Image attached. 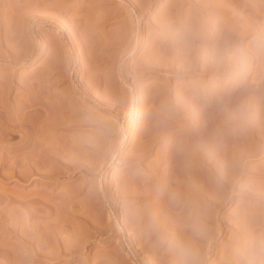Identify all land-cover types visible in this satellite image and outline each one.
<instances>
[{
	"label": "rangeland",
	"instance_id": "obj_1",
	"mask_svg": "<svg viewBox=\"0 0 264 264\" xmlns=\"http://www.w3.org/2000/svg\"><path fill=\"white\" fill-rule=\"evenodd\" d=\"M59 1L0 0V264L189 246L244 264L264 234V0Z\"/></svg>",
	"mask_w": 264,
	"mask_h": 264
},
{
	"label": "bare ground",
	"instance_id": "obj_2",
	"mask_svg": "<svg viewBox=\"0 0 264 264\" xmlns=\"http://www.w3.org/2000/svg\"><path fill=\"white\" fill-rule=\"evenodd\" d=\"M60 3H58V4H60V5H58L59 7H58V9H59V11H58V9H57V7H56V12H55V10L53 9L51 12L53 13V12H55V13H57L58 15H61V16H63L64 14H65V12H66V10L67 9H69L68 7V5H65V4H63V1L61 0V1H59ZM80 2H81V0H80ZM95 2L97 3V0H82V2L80 3V5H78L77 6V10L78 11H80V10H82V9H84L85 10V8H87V10L90 8L91 10H89V11H94V9H96V7L94 6V4H95ZM57 3V2H56ZM71 6H73V4L71 5ZM76 6V5H75ZM87 6V7H86ZM44 7H45V5H44ZM95 7V8H94ZM46 8H47V6H46ZM51 8V7H50ZM53 8H54V6H53ZM76 8V7H75ZM51 10V9H50ZM48 11V10H47ZM96 11V10H95ZM49 13H50V11H49ZM51 13V14H52ZM54 13V15H56L57 16V14H55ZM95 13V12H94ZM98 13V12H97ZM42 14V13H41ZM83 14V13H82ZM88 15H89V12H88ZM96 15V14H95ZM54 17V16H53ZM68 17V16H67ZM89 17H91V16H89ZM63 18V17H62ZM92 18V17H91ZM65 19V18H64ZM82 19H84V18H82ZM81 19V20H82ZM89 19V18H88ZM63 20V19H62ZM90 20V19H89ZM92 20H94V19H92ZM96 20V19H95ZM94 20V21H95ZM99 20V19H98ZM74 21V20H73ZM91 21V20H90ZM89 21V22H90ZM93 21V22H94ZM62 23V22H61ZM91 23V22H90ZM59 27V26H58ZM61 27H62V25H61ZM61 27H60V29H61ZM64 27V26H63ZM68 34V33H67ZM64 39L65 38H69V35L67 36V35H65V37H63ZM64 39H63V41H64ZM66 41V40H65ZM145 42V41H144ZM143 42V43H144ZM66 43H70V41H66L65 42V44ZM73 44H72V40H71V44H68V48L70 47V50H71V53L73 54L74 52V49H73V46H72ZM133 50L134 51H136L137 50V45H134V47H133ZM70 62V61H69ZM82 89H84L83 87H82ZM136 106L137 105H135L134 103L131 105V113H130V115H129V118H130V120H131V126L129 127V129L130 130H134L135 129V117H136ZM119 124L121 125V122H119ZM128 129H125V131H127ZM26 141V140H25ZM120 143L122 144V145H124L125 143H126V138H125V135H123L122 134V137H121V139H120ZM31 145V144H30ZM23 146V145H22ZM23 149H22V152H23V155H22V160H20V161H22V163H23V165H27V164H30V162H32V160L28 157V155H26V151H27V146L25 145L24 147H22ZM33 149V148H32ZM21 150V149H20ZM22 154V153H21ZM32 157V156H31ZM20 158V157H19ZM33 159V158H32ZM36 160V159H35ZM111 161H112V159H111ZM33 164V163H32ZM31 165V164H30ZM29 168V167H28ZM104 175V174H103ZM210 182V181H209ZM210 184V183H209ZM101 188L104 190V187L103 186H101ZM210 192V191H209ZM208 193V192H207ZM209 194V193H208ZM209 196V195H208ZM115 220H116V222H117V226H118V229H119V231L120 232H122V233H124V226H123V224H122V222H120L119 220H118V217L117 216H115ZM35 225V224H34ZM27 226V225H26ZM37 226V225H36ZM33 228H37V227H32L31 229H33ZM48 228V227H47ZM38 229V228H37ZM49 229V228H48ZM35 231V230H34ZM34 231H31L32 233H35V232H37L38 230H36L35 232ZM30 232V231H29ZM38 233V232H37ZM28 234V233H27ZM31 234V233H30ZM39 234V233H38ZM32 236V235H31ZM124 236V235H123ZM126 236V235H125ZM124 236V238H126ZM37 238V237H36ZM23 239V238H22ZM29 239V238H28ZM123 238H121V236L119 237H116L115 238V241H114V244L115 245H118V244H121L122 242H123V240H122ZM26 241V240H25ZM36 241V240H35ZM20 250H22V252H23V250H25V249H20ZM28 251V249L27 250H25V252L24 253H26ZM37 251V250H36ZM22 252H20V255L21 256H19V253H17V255L16 256H18L19 258L21 257L22 258V260L25 262V258L23 257V254H22ZM35 254V253H34ZM128 254H130L131 255V253H128ZM15 256V257H16ZM131 256H135V255H133V253H132V255ZM17 257V258H18ZM17 258H15L16 260H17ZM24 258V259H23ZM22 260H20V261H22ZM19 261V262H20ZM22 261V262H23ZM14 262V261H13ZM2 263V262H1ZM23 264H25V263H23ZM27 264V263H26ZM146 264H153V263H151V261L148 259V260H146Z\"/></svg>",
	"mask_w": 264,
	"mask_h": 264
},
{
	"label": "clouds",
	"instance_id": "obj_3",
	"mask_svg": "<svg viewBox=\"0 0 264 264\" xmlns=\"http://www.w3.org/2000/svg\"><path fill=\"white\" fill-rule=\"evenodd\" d=\"M244 264H264V234L250 237L241 249ZM197 251L189 246L184 251L185 264H197Z\"/></svg>",
	"mask_w": 264,
	"mask_h": 264
}]
</instances>
